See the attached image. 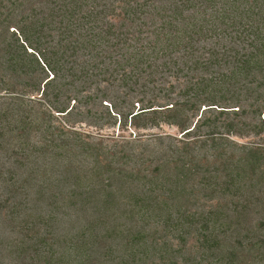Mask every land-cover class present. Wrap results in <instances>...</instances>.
Masks as SVG:
<instances>
[{"label": "trees", "instance_id": "obj_1", "mask_svg": "<svg viewBox=\"0 0 264 264\" xmlns=\"http://www.w3.org/2000/svg\"><path fill=\"white\" fill-rule=\"evenodd\" d=\"M89 120L181 136L147 170L114 172L128 152L84 147L98 170L104 153L111 183L72 180L74 205L92 212L79 230L40 212L42 186L29 205L31 173L9 174L20 264H235L240 251L264 262V144L229 137L264 134V0H0V150L32 165ZM152 221L181 239L199 225L202 255L181 262L185 245L154 237ZM255 231L223 252L221 234Z\"/></svg>", "mask_w": 264, "mask_h": 264}, {"label": "rangeland", "instance_id": "obj_2", "mask_svg": "<svg viewBox=\"0 0 264 264\" xmlns=\"http://www.w3.org/2000/svg\"><path fill=\"white\" fill-rule=\"evenodd\" d=\"M55 121V124L58 125L65 122L64 118H61L60 116H56ZM75 129L81 132V135L79 136L80 139L75 137L72 138L71 136L70 139L68 138L69 146H67L66 149H56L55 153L52 154L53 156L50 154L46 158L39 159L37 163H33L32 165L27 164L26 167H18L16 160L14 159L15 157L9 156V154H12L14 151L9 149V151L4 149L0 150V264H20L17 257L11 252L13 248L10 244V242H13L20 235L18 234V220L10 215L11 209L10 206L7 205L14 201L16 197L9 203L6 202L7 199L13 195L11 193L12 187L6 182L9 174L17 173L18 175L17 177L15 176V178L22 180L24 175L31 173L34 176V181L32 182L33 186L30 187L29 197L26 200L29 202V205H34L33 200L38 196L37 192L40 186H42L43 194L38 192L40 196L38 197L41 198L40 205L38 206L40 212L45 215L56 217L58 222L57 228H59L58 230L60 232L69 231L68 229L70 228L77 230L80 225L86 226L89 224V220L92 218V212H80V210L77 209L78 206L74 205L77 204L76 200L70 197L72 180L76 177H82L84 179L89 178L91 186L97 185L99 188L107 187L106 185L111 183L109 179L110 173H108L107 169L104 167L105 162H107L104 153L98 155L100 159V162L97 164V166H99L97 167L99 168L98 170L96 169L95 161H92L88 158L87 153L83 152L84 147H90L91 145L97 147V143L102 142L103 149L101 151L103 152H106L107 149H123L125 152H128L130 154L128 158L119 159L118 161L116 158H111L113 162L110 170H114V172H120L122 170L135 171L136 169L147 170L160 158L162 150L175 143V137L181 136L174 126L166 124L143 130H134L133 128L121 129L118 124L114 126L96 125L93 121L89 120L83 123H77ZM85 135H87V137ZM229 137L237 141L239 144H246L248 146L252 142L264 144V134L260 137H255L253 135L248 137ZM37 140L36 137L34 141ZM94 169L96 170L95 175L92 174ZM17 198L23 197L17 196ZM199 198L202 203L205 204L202 206V211H205L209 208L208 206L210 204H213V202L204 201L200 196ZM260 217V214L254 213V216L252 215L249 221H252L253 225L260 220ZM122 222L128 223L126 219ZM150 227L156 230V232L153 233V236L156 238L164 239V236L169 234L167 240L170 241L174 248H179L181 245H185V256L179 257L181 262H185L183 258L187 256L199 258L202 255L199 242V225H197L195 229L188 227L182 228L184 231L191 232L184 235L183 239L179 238L180 235H183V232H181L183 230L181 229L176 231L174 228H171L169 233L168 231L165 233L163 230V224H157L155 221L150 222ZM240 228L247 230L249 227L243 222ZM240 233V235H237L236 232L221 234L224 239V241H222L223 252L236 249L242 250L243 248L241 247L247 248L249 242L245 237L247 234L249 237L254 236V239L251 240L255 241L256 237L262 236V233L257 231H255V233ZM154 260L155 261L149 262L148 264L165 263V261H162L159 258H155ZM211 261L214 262V259L206 256L203 264H212ZM263 263L262 259H259L258 257L252 258L251 254L248 255V252L245 253L243 251H240L239 260L235 262V264Z\"/></svg>", "mask_w": 264, "mask_h": 264}]
</instances>
